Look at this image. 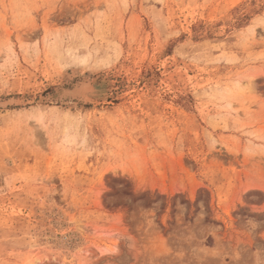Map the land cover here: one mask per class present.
Masks as SVG:
<instances>
[{"label":"rangeland","instance_id":"obj_1","mask_svg":"<svg viewBox=\"0 0 264 264\" xmlns=\"http://www.w3.org/2000/svg\"><path fill=\"white\" fill-rule=\"evenodd\" d=\"M0 264H264V0H0Z\"/></svg>","mask_w":264,"mask_h":264},{"label":"bare ground","instance_id":"obj_2","mask_svg":"<svg viewBox=\"0 0 264 264\" xmlns=\"http://www.w3.org/2000/svg\"><path fill=\"white\" fill-rule=\"evenodd\" d=\"M237 81H239V80H237ZM86 84H87V83H86ZM86 84H85V85H86ZM239 84H240V83H239ZM87 85H88V84H87ZM78 91H79V90H78ZM74 92H75V91H73V90H71V91L67 90V91L64 92V94H65V95L72 96V94H73ZM76 93H77V92H76ZM34 256H35V254H33V255L30 254V259L28 258L27 261H28L29 263H32V260H31V259L34 258Z\"/></svg>","mask_w":264,"mask_h":264}]
</instances>
